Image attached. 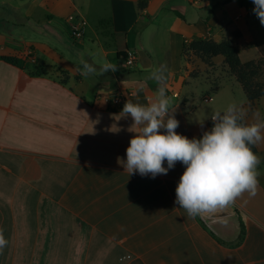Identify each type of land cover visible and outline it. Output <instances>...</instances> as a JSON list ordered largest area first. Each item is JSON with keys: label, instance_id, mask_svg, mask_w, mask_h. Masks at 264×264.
Wrapping results in <instances>:
<instances>
[{"label": "crops", "instance_id": "0c3cea01", "mask_svg": "<svg viewBox=\"0 0 264 264\" xmlns=\"http://www.w3.org/2000/svg\"><path fill=\"white\" fill-rule=\"evenodd\" d=\"M138 1L0 0V227L8 240L0 264H264V142L256 196L245 193L216 218L190 219L175 204L184 166L129 176L117 158L126 160L133 122L114 119L128 99L155 97L151 77L161 65L177 133L199 138L233 103L247 123L257 112L264 118V97L251 112L233 76L203 101L211 107H195V95L183 102L187 89L207 88L192 87L185 44L238 31L247 63L264 58L243 57L264 41V26L237 1L149 0L143 11ZM122 52L137 54L134 70ZM82 61L97 74L80 75ZM106 62L117 71L98 74Z\"/></svg>", "mask_w": 264, "mask_h": 264}, {"label": "clouds", "instance_id": "9594fccd", "mask_svg": "<svg viewBox=\"0 0 264 264\" xmlns=\"http://www.w3.org/2000/svg\"><path fill=\"white\" fill-rule=\"evenodd\" d=\"M251 2L253 13L264 26V0ZM81 63L82 68L77 69L80 75L97 74L94 64ZM109 71H117V65L106 62L98 74ZM166 72V65L153 71L151 78L157 81L158 88L151 101L141 104L128 99L119 115H114V119L130 116L133 123L128 130L135 133L126 148V160L118 157L117 162L129 176L138 172L141 176L151 174L153 178L166 175L177 162L181 163L184 172L175 189V204L190 219L216 218L217 213L232 206L245 193L254 197L258 192L261 159L252 146L264 142V118L257 112L254 122L247 123L246 112L233 103L223 112L211 115L212 127L199 138L179 134L176 129L180 122L175 118L164 83ZM7 245L4 229L0 227V252Z\"/></svg>", "mask_w": 264, "mask_h": 264}, {"label": "trees", "instance_id": "16d2710c", "mask_svg": "<svg viewBox=\"0 0 264 264\" xmlns=\"http://www.w3.org/2000/svg\"><path fill=\"white\" fill-rule=\"evenodd\" d=\"M148 1L149 0L138 1V7L141 11L146 8ZM232 1H237L241 8L253 13L252 9L254 5L251 0H227V2ZM241 36V33L236 31L233 35L234 38L231 40L224 39L220 42H216L212 39H203L193 41L190 44H185L183 56L191 52L201 58L205 63H210L211 60L216 57H224L225 65L243 88L247 97L249 110L254 112L257 107V102L264 97V81L260 79L264 75V58L242 63L239 58V49L234 43V41L241 38ZM126 56V52L118 54V58L122 60H125ZM213 91L214 90H211L210 93ZM211 127L212 121L207 123L206 130H209ZM252 150L257 154L258 149L256 145L252 146Z\"/></svg>", "mask_w": 264, "mask_h": 264}, {"label": "rangeland", "instance_id": "374dc122", "mask_svg": "<svg viewBox=\"0 0 264 264\" xmlns=\"http://www.w3.org/2000/svg\"><path fill=\"white\" fill-rule=\"evenodd\" d=\"M263 44L264 41H261V39L259 38L256 45H254V47L256 46L257 48H253L248 52L246 51L243 54V57L245 59H248L258 55L261 52H264ZM214 59L215 58H213L210 63H205L201 58L191 52L185 54V69L188 72L187 74L189 75L190 80L194 81L192 87L196 88L200 86L198 84H202L203 86L207 85V88L203 93H200L199 89L196 90V93L194 91V88L190 90L187 89L186 92H184L185 96L183 97V102L190 101L191 98L195 95L193 99L195 107L202 108V110H204L213 105V103L205 104L203 102L207 97L212 96L210 90H212L213 87L217 85L219 79H221L222 77L233 76L230 70L226 68L225 60L224 63L219 64L215 62ZM260 79L264 81V75ZM184 84H187V82L185 81ZM185 86L186 85H183V87Z\"/></svg>", "mask_w": 264, "mask_h": 264}, {"label": "built area", "instance_id": "2783aa9c", "mask_svg": "<svg viewBox=\"0 0 264 264\" xmlns=\"http://www.w3.org/2000/svg\"><path fill=\"white\" fill-rule=\"evenodd\" d=\"M77 37L80 36V33L75 31ZM124 66L127 70H134L137 66V54L133 52H128L126 59L124 60ZM122 97H117L116 101L118 102Z\"/></svg>", "mask_w": 264, "mask_h": 264}, {"label": "water", "instance_id": "95a60500", "mask_svg": "<svg viewBox=\"0 0 264 264\" xmlns=\"http://www.w3.org/2000/svg\"><path fill=\"white\" fill-rule=\"evenodd\" d=\"M216 215H221V214L217 213Z\"/></svg>", "mask_w": 264, "mask_h": 264}]
</instances>
